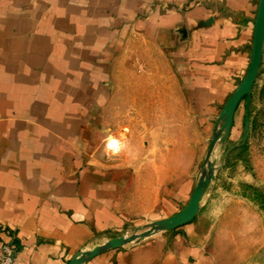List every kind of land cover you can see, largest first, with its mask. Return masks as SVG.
<instances>
[{
  "label": "crops",
  "instance_id": "1",
  "mask_svg": "<svg viewBox=\"0 0 264 264\" xmlns=\"http://www.w3.org/2000/svg\"><path fill=\"white\" fill-rule=\"evenodd\" d=\"M258 3L0 0V242L12 230L15 264H68L189 200L196 181L180 182L178 172L164 178L162 144L138 158L128 145L121 163L110 162L89 120L109 102L115 74L134 71L150 48L176 79L156 86L155 102L179 101L212 137L247 72ZM209 238L188 222L81 264H217Z\"/></svg>",
  "mask_w": 264,
  "mask_h": 264
},
{
  "label": "rangeland",
  "instance_id": "2",
  "mask_svg": "<svg viewBox=\"0 0 264 264\" xmlns=\"http://www.w3.org/2000/svg\"><path fill=\"white\" fill-rule=\"evenodd\" d=\"M147 53L148 58L141 60L144 66L132 64L135 68L131 73L115 74L109 102L89 120L90 138L95 136L99 140V150L114 163L122 162L124 147L128 145L133 147L131 155L138 158L155 155L148 153L146 147L159 151L162 144V152L157 155H162L158 161L164 178L168 172H178L180 182L186 178L197 182L208 174V161L214 163L213 179L190 223L200 225L210 236V250L217 264H264V212L258 204L261 194L264 195V47L246 129L242 99L235 135L228 134L224 142H216L211 150L212 137L200 134L199 122L190 120L188 108L176 100L179 94L173 90V105L155 102V97L162 95L156 86L171 85L176 79L171 67L153 49L149 48ZM141 99L144 103H139ZM171 113L178 115L171 119ZM159 130L163 137L158 135ZM113 138L118 139L115 153L108 147L110 142L116 144ZM186 203L179 201L172 212H178ZM150 224L138 226L141 228L137 231L132 229L130 235L140 234Z\"/></svg>",
  "mask_w": 264,
  "mask_h": 264
},
{
  "label": "water",
  "instance_id": "3",
  "mask_svg": "<svg viewBox=\"0 0 264 264\" xmlns=\"http://www.w3.org/2000/svg\"><path fill=\"white\" fill-rule=\"evenodd\" d=\"M263 43H264V0H259L258 9L255 19L253 40H252V52L250 63L247 69V72L238 84L234 92L227 99L224 104L222 111L219 115L218 120L215 125V132L212 135L210 142V150L215 145L216 142H224L226 136L229 134L235 110L242 99H245V119H244V129L248 125V111L249 103L251 100V93L256 80L259 67L262 61L263 55ZM209 150V152H210ZM214 163L208 161V174L205 176L199 177L197 180L189 200L184 205L182 209L173 215L155 220L152 222L149 227L141 232L140 234H132L129 236H119L109 239L105 244L101 246H95L90 250H84L77 253L68 264H81L86 259H89L98 253L111 248H118L123 246L126 243L133 242L142 237L149 236L157 231H168L174 230L194 219L198 210L199 204L202 199V196L210 184V181L213 179L212 170ZM141 227H137L135 230H140Z\"/></svg>",
  "mask_w": 264,
  "mask_h": 264
},
{
  "label": "built area",
  "instance_id": "4",
  "mask_svg": "<svg viewBox=\"0 0 264 264\" xmlns=\"http://www.w3.org/2000/svg\"><path fill=\"white\" fill-rule=\"evenodd\" d=\"M115 143L111 142L109 148L113 149ZM2 232L6 235L7 240L0 242V264H15V255L17 245L14 241V234L9 228H4Z\"/></svg>",
  "mask_w": 264,
  "mask_h": 264
},
{
  "label": "trees",
  "instance_id": "5",
  "mask_svg": "<svg viewBox=\"0 0 264 264\" xmlns=\"http://www.w3.org/2000/svg\"><path fill=\"white\" fill-rule=\"evenodd\" d=\"M258 204L260 206V209L264 212V195L261 194V196L258 200Z\"/></svg>",
  "mask_w": 264,
  "mask_h": 264
}]
</instances>
